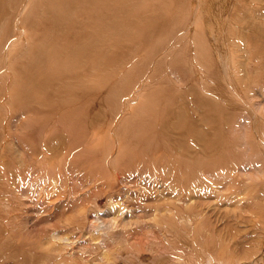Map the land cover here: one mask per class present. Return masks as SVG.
Returning a JSON list of instances; mask_svg holds the SVG:
<instances>
[{"label": "rangeland", "instance_id": "rangeland-1", "mask_svg": "<svg viewBox=\"0 0 264 264\" xmlns=\"http://www.w3.org/2000/svg\"><path fill=\"white\" fill-rule=\"evenodd\" d=\"M240 2L0 0V264L244 263L262 241L264 41L217 49ZM168 107L203 150L163 132Z\"/></svg>", "mask_w": 264, "mask_h": 264}, {"label": "bare ground", "instance_id": "bare-ground-1", "mask_svg": "<svg viewBox=\"0 0 264 264\" xmlns=\"http://www.w3.org/2000/svg\"><path fill=\"white\" fill-rule=\"evenodd\" d=\"M247 1L250 2V0H242V2L239 3L235 11H233L232 9L228 11L227 19L229 20V23L232 22L233 24H230V26H228L225 29L223 28V32L220 33V35L226 33L229 38L228 50L225 48L224 51L223 50L220 51L221 46L220 47L217 46V49L219 50L220 61L224 57L222 53L230 52L231 44L235 46L239 51V48L244 50L245 46L250 43L256 44V43H260V40L264 41V7L255 6V5L249 7V4L247 3ZM218 38L220 37H215V44L217 43ZM220 68L223 70L222 71L223 73H225V71H226V74L229 73L227 65L224 66L222 64V67L220 66ZM212 73H215V72H212ZM221 74L222 73L218 74V70H217V73H215L214 78H216L217 80L218 79L221 80V76H222ZM224 76H227V75L224 74ZM181 98H179L178 100L179 107L183 105ZM203 100H205V98H202V99L200 98L199 103H201V101ZM127 102L129 103L128 100ZM128 103H127V106H128ZM168 108H170V111L167 110L166 115L169 117V119L166 120L164 124L162 125L163 132L165 134H168V136L170 135L172 137V138L170 137L171 140H173V143L176 145L177 144L181 145V141L185 137L183 135H186L187 137L192 136L194 141H191L189 143L186 142L182 146H179V147H182V149L185 148L187 150V153L189 150L198 149V147H201L203 150L204 145L206 144L204 142L205 141L204 138H206L207 134L204 133V131L199 130L195 124L193 125V122H196V121H192L190 113L189 115L187 112L186 114H184V112L180 108H178V110L172 107H168ZM170 120H174V121L169 122ZM176 125L180 128V134L182 137H180L177 134L173 135L174 134L173 127H176ZM212 134L213 133L211 131V151L210 152H213L215 151V149H218L221 147V142H218L215 144V141L213 140L215 137ZM258 218L259 219L256 221V223L259 227H261L262 241L255 242L251 246V248L248 250V252L247 251L245 252L244 257L239 256V258H241V261L244 262L243 264H264V217L260 216L259 214ZM205 259H207L205 261L209 263L213 261L212 257L207 256Z\"/></svg>", "mask_w": 264, "mask_h": 264}]
</instances>
